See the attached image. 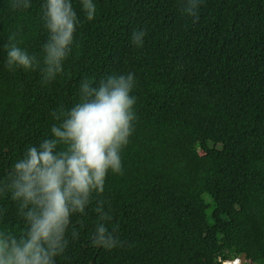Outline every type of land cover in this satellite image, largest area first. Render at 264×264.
<instances>
[{
	"label": "trees",
	"instance_id": "1",
	"mask_svg": "<svg viewBox=\"0 0 264 264\" xmlns=\"http://www.w3.org/2000/svg\"><path fill=\"white\" fill-rule=\"evenodd\" d=\"M71 3L73 41L45 81L43 0H0V233L27 228L14 163L81 100V82L131 73L121 171L69 214L53 264H264V0H94L92 20ZM10 35L34 69L6 66ZM100 223L111 248L95 242Z\"/></svg>",
	"mask_w": 264,
	"mask_h": 264
},
{
	"label": "clouds",
	"instance_id": "2",
	"mask_svg": "<svg viewBox=\"0 0 264 264\" xmlns=\"http://www.w3.org/2000/svg\"><path fill=\"white\" fill-rule=\"evenodd\" d=\"M20 10L30 7L31 0H16ZM87 20L96 14L94 0H79ZM42 20L48 37L42 45L40 68L42 79H53L61 71L68 55L77 24L71 0H43ZM185 12L194 14L192 8ZM145 33H132L136 44ZM8 37L6 66L10 69H34L37 59ZM134 78L109 75L95 87L81 82V100L74 104L59 124L50 127V136L29 146L13 165L8 187L11 198L20 201L27 228L17 237L0 233V264H53L63 246L67 218L71 212H82L89 194L102 192L106 174L122 168L121 149L131 135L134 119L131 95ZM60 146H63L62 148ZM102 220L108 219L98 206ZM96 243L111 248L115 243L104 223L95 228ZM235 264L238 261H234Z\"/></svg>",
	"mask_w": 264,
	"mask_h": 264
},
{
	"label": "built area",
	"instance_id": "3",
	"mask_svg": "<svg viewBox=\"0 0 264 264\" xmlns=\"http://www.w3.org/2000/svg\"><path fill=\"white\" fill-rule=\"evenodd\" d=\"M224 264H227V263H224Z\"/></svg>",
	"mask_w": 264,
	"mask_h": 264
}]
</instances>
